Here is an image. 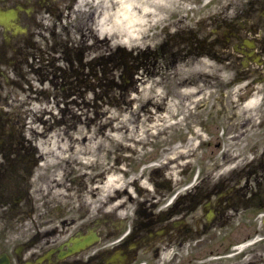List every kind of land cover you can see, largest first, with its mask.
I'll list each match as a JSON object with an SVG mask.
<instances>
[{
	"label": "flooded vegetation",
	"instance_id": "flooded-vegetation-1",
	"mask_svg": "<svg viewBox=\"0 0 264 264\" xmlns=\"http://www.w3.org/2000/svg\"><path fill=\"white\" fill-rule=\"evenodd\" d=\"M76 1L0 0V264H264V0H231L200 21L231 61L238 90L215 101L197 184L160 191L153 181L150 193L130 179L115 197L50 203L34 216L25 193L35 159L9 91L42 72L32 58L58 47L74 56L64 35Z\"/></svg>",
	"mask_w": 264,
	"mask_h": 264
},
{
	"label": "rangeland",
	"instance_id": "rangeland-1",
	"mask_svg": "<svg viewBox=\"0 0 264 264\" xmlns=\"http://www.w3.org/2000/svg\"><path fill=\"white\" fill-rule=\"evenodd\" d=\"M192 1H194L193 9L191 11L184 10L179 14L180 17L182 18L184 29L177 31L175 27L165 29L164 23H161L159 24V26L157 25L154 28H151L150 30L144 33L143 41L149 42L151 46L149 50H146L145 49L146 46L142 44L139 46L126 47L122 43H116L123 47H126L123 48L120 46L126 51H129V53L130 52L135 53L132 56L133 58L129 60L130 65L140 64L141 62H143L144 64L142 67H139L138 71L135 70L136 80H137L136 87L138 91L133 92V94L131 95L138 97L134 103L133 102L131 103V107L132 109L138 110L139 113H137L134 116H132L129 113L123 114L122 109L124 110L125 106L120 101L117 102V104H119L117 106L114 105L111 106V104H109V101L111 99L121 98L122 92H119L118 89L113 88L109 91H106L105 93L99 91L97 96L91 91L85 92V94H83L81 97L75 96L76 103H80L81 101H87L88 103H90V105L98 104L97 108L91 106L90 109H87L84 106L79 107L77 105L76 106L69 105L71 108V112H73L74 114L80 116L81 114H84L86 115V117H93L91 119L94 121L92 122V124H89V128L91 130L92 136L101 137V135L105 133L106 130L108 129L105 127L106 130H103L102 134L99 133L98 131L99 127L101 125H105L104 121L107 120L106 115H103L101 113L111 112L117 114L119 120L127 127L134 128L138 125L139 120L144 118V116L141 117V115L142 114L144 115L146 113L145 112L146 107H144L145 109L144 112L141 111V108L146 104V102L141 99L142 96V93L140 92L141 81L144 82L147 80L154 81L157 84V89L160 90L162 94L169 99L170 95L173 94L171 92V88L173 86L172 83L174 81L177 82L178 79H182V78H191V76L188 75L189 74L188 72H185V75L176 74L175 67L178 66L179 64L183 65L184 61L198 62V66L201 67V64L199 62L200 59H198L197 56L192 58H184L187 56H194L193 54L198 55V13L201 16L215 13L218 11L219 7L225 6L227 0H212V2L211 0H191L185 3H189V6H191L190 2ZM217 3H219V6H217ZM90 5L91 4L87 3V0H81V3L79 2L73 20L74 25L69 29L70 31L69 38L71 43H74L75 47L80 48L79 45H81L82 41H85L88 42V44L89 43L94 44L96 48H99L100 50L102 49L103 51H105V48L107 47L115 48L116 44H113L112 46H108L100 40L95 41L93 36L89 34V32L92 33L93 29H97L98 27V26L97 27L93 26L97 13L93 16L92 19L90 20L86 19L87 23L85 22L86 15L89 14L88 12L92 9ZM168 22L177 23L178 17H176L175 15H169ZM84 23H86L87 29L84 27ZM181 31H183L184 33ZM64 36L67 35L65 34ZM189 46L191 47L195 46L196 49L191 50L189 49ZM80 50L82 49L80 48ZM81 52L85 54L84 50H82ZM189 53H192V55H189ZM175 57L177 58V60ZM203 61H205V64L202 65L201 68H204L209 71L208 75H210L211 78H207V80H214V82H212L211 84L212 86L215 85V78L219 77V78H223L224 80L228 78V73L223 72L222 66L218 62H215L213 60L209 61L207 59ZM200 73L201 72H198V74ZM110 78H111L110 73L108 72L106 74V78L102 82H104V84L109 85V83L111 82ZM97 81L98 80H93L92 78H90V81L88 83L91 85L92 91L97 90L96 89ZM200 87L205 88V91L202 92V95L200 96L202 97V99L200 101L198 100L199 101L198 106L202 105V107L186 110L188 106L186 104L181 107L180 116L177 117L178 120L181 121L180 125L182 126V123H184L187 125L186 127L182 128L181 130L175 128H169L164 130L163 128L165 127V125H168V122L171 124L172 123L171 121H175V119H172L171 121L166 120V117L165 118L161 117V115L164 114V111H160L157 113V115H159V118L162 120L153 121L152 119H149V121H147L148 125L152 124L155 126V128L150 130L152 132L150 133L148 132L147 134L144 133L143 135V138L145 136V141L149 143V145L146 146V148L143 145H137L136 151L131 150L130 152H124V149H121L119 145H112L110 151L109 152L106 151L107 160L105 161L106 162L105 164L101 163L100 171L97 173L96 171L91 172L90 169L86 168L85 170L86 173L88 172L91 173L92 177L98 173L104 174L105 171H108V169L113 167V165L115 164V161L113 162V160L115 159V155H117L118 153L120 158L119 160H121L123 156H126L124 158H127L124 162H122L123 164L121 165L124 171H127L126 167L129 163H134L135 166H138L136 175L147 176L148 172L152 168L151 166L163 165L164 162H167L168 155L167 153H164L163 148L169 149L171 153L172 151L175 150L178 151L179 148L180 150H183L185 147L190 148L191 144L193 143L195 144L196 149L193 150L194 154L192 156H189L187 158L180 157L174 160L172 164L170 163V165H176L177 167L172 169H178L181 166V168L178 169L179 171L176 172V174L178 175L177 178H179L178 182L186 181L189 179L191 181H195L196 179H198V158L207 159L208 157H210V154H209V147L208 149H205L203 151H198V139H194V141H192V137H193L192 129L193 128L198 129V123L199 124L201 123V118L203 117L205 121L204 124L208 126V123L211 121L209 117H213L214 114V112L211 110V107H213L212 105H214L211 104L213 98L211 99L210 95H212L215 91L214 88L206 89V86H202V85ZM109 88L112 87L109 86ZM84 89L87 90L86 88ZM79 100L80 102H78ZM61 107L66 108L64 107L63 104H60V108ZM119 107H122V109L120 110ZM149 108L150 107H148V109ZM128 109L130 110V108ZM150 109L153 110V108ZM54 112H55L53 114L54 116L60 115L59 110L57 112L56 110H54ZM186 114L188 115L186 116ZM157 118L158 117H156V119ZM80 126H81L80 129L78 126V130L76 131V133H79L80 135L83 136L86 134L83 133H84V127H87V125L80 124ZM58 128H62V126H59ZM200 130L201 133L203 134L204 129L202 130L200 128ZM153 133H155L156 136H153ZM70 136L75 137V135L72 134H70ZM71 139L72 138L68 137V140ZM205 143L207 144L208 142ZM144 150L146 151L145 153H143ZM102 153L104 154V152ZM168 163L169 162H167V164ZM80 167L81 166H79V168ZM114 169H116V167ZM59 173H60L59 177L63 175L62 172L59 171ZM79 173L80 172H76L72 170L70 167V171L65 172L64 176L68 177V179L72 177L79 178ZM44 174L47 175L48 177L54 176V173L53 172L51 173L50 170H46ZM98 180L99 178L95 179V182H97L95 184L99 185L101 181ZM61 181L67 183L66 187L69 185L73 188V185L69 184L65 178H62ZM121 181H123V179L119 177L118 185H117L119 188L122 185ZM116 183L112 186H109L108 189L115 188ZM53 185L56 184L53 183ZM65 188H61V192L60 193L58 192L59 196H55V198L56 197L58 198L59 202H63L62 199H64L66 202L68 201L69 197L73 196L72 194L68 196H61L63 193H65ZM56 190L57 189L53 188V191L51 192L55 195ZM53 200L54 198L51 199V201Z\"/></svg>",
	"mask_w": 264,
	"mask_h": 264
},
{
	"label": "bare ground",
	"instance_id": "bare-ground-1",
	"mask_svg": "<svg viewBox=\"0 0 264 264\" xmlns=\"http://www.w3.org/2000/svg\"><path fill=\"white\" fill-rule=\"evenodd\" d=\"M87 3L91 4L92 9L89 12L87 11L89 14L86 15L85 22L86 19H92L97 13L93 26H98L97 29H93L92 33H89L108 46L116 43H122L128 47L134 46L133 44H142L150 49L149 42L143 41L146 31L161 23H164L167 28L173 26L181 28L183 26L182 18L179 15L184 10L185 3L183 0H87ZM169 15L178 17V22H168ZM86 23H84V27L87 29ZM203 60H199L201 67L205 64ZM201 67L198 66V62L190 61H184L183 65L176 66V74L185 75V72H188L191 78L174 81L175 83H172L171 88L173 94L170 95L169 99L157 89V84L154 81H141V99L147 102V105H145L146 113L141 115L144 118L139 120L138 125L134 128L127 127L119 120L117 114L109 112L106 113L105 125H101L102 127L107 126L108 130L101 137H91L89 135L86 143H82L85 138H82L81 141L76 138L74 144L64 139L58 142L53 136L45 141H39L38 148L44 157L42 166H53L56 171H59L62 165L70 160H79V163L80 160H84L85 163H80L82 168L94 166L97 171H100L101 163L105 164L107 160L106 151L109 152L112 145H119L124 150L135 151L137 145H147L148 142L145 141L143 135L155 128L152 124L148 125L147 121L149 119L153 121L162 120L157 115L160 111H164L161 117H166V120L176 119L171 124L168 122L169 128L178 130L184 128L186 124L182 123L181 126V121L178 120L177 116L181 112V107L186 104L188 106L192 104L193 108L198 107V95L200 94L198 89L201 88V85H205V76L198 74V72H209ZM208 77L211 76L208 75ZM198 82H200V85H198ZM137 98L131 96L130 100L135 102ZM148 105L153 110L148 109ZM156 117L158 118L156 119ZM192 135V141L198 139V129L193 128ZM100 147L103 149L104 154H95ZM195 149L196 146L192 143L190 148L185 147L183 150L171 153L169 161L173 162L180 157L192 156ZM143 153L145 152L143 151ZM114 168L112 167L104 172L106 175L104 176L103 187L108 188L118 182L121 168ZM101 176H103V173Z\"/></svg>",
	"mask_w": 264,
	"mask_h": 264
}]
</instances>
